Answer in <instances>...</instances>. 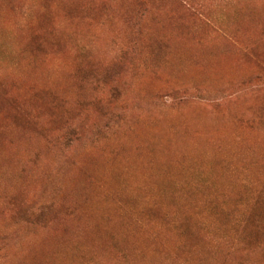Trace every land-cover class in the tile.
Returning a JSON list of instances; mask_svg holds the SVG:
<instances>
[{
    "label": "rangeland",
    "instance_id": "374dc122",
    "mask_svg": "<svg viewBox=\"0 0 264 264\" xmlns=\"http://www.w3.org/2000/svg\"><path fill=\"white\" fill-rule=\"evenodd\" d=\"M0 264H264V0H0Z\"/></svg>",
    "mask_w": 264,
    "mask_h": 264
}]
</instances>
